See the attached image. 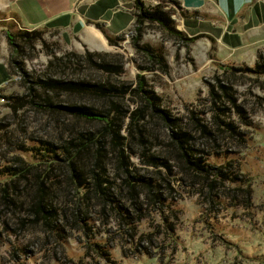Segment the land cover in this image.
<instances>
[{"label": "rangeland", "instance_id": "374dc122", "mask_svg": "<svg viewBox=\"0 0 264 264\" xmlns=\"http://www.w3.org/2000/svg\"><path fill=\"white\" fill-rule=\"evenodd\" d=\"M182 1L103 49L0 17V264H264V9Z\"/></svg>", "mask_w": 264, "mask_h": 264}, {"label": "crops", "instance_id": "0c3cea01", "mask_svg": "<svg viewBox=\"0 0 264 264\" xmlns=\"http://www.w3.org/2000/svg\"><path fill=\"white\" fill-rule=\"evenodd\" d=\"M192 1L182 2L191 4ZM253 3L257 6L254 10L264 9V0ZM0 17L11 19L21 27L69 28L79 43L86 46L83 38L92 37L103 49L107 41L102 31L115 37L131 24V0H0ZM250 37H253L252 43L264 40V27L252 31Z\"/></svg>", "mask_w": 264, "mask_h": 264}, {"label": "trees", "instance_id": "16d2710c", "mask_svg": "<svg viewBox=\"0 0 264 264\" xmlns=\"http://www.w3.org/2000/svg\"><path fill=\"white\" fill-rule=\"evenodd\" d=\"M131 1L133 3V7H135L138 10V14L134 15V13H133V17L134 16L135 17L144 16V17H148V18H152V19L158 20L160 22H164V21L167 20L166 17L164 18L162 16V12L158 11V7L159 6L155 5V6H152L151 8L146 6L144 8L141 0H131ZM94 25L96 27H99L98 24H96V23H94ZM102 33L104 34V37H105L106 41L109 44H112V43H114L115 40L119 39L118 36L110 37V36L106 35L104 33V31H102ZM4 37H5L6 44L8 45L9 49H11V47L13 46V44H12V34H10L9 32H5L4 33ZM83 114L86 115V116H89L92 119H98V117H100V114H94V113H91V112H88V111L87 112H83Z\"/></svg>", "mask_w": 264, "mask_h": 264}, {"label": "built area", "instance_id": "2783aa9c", "mask_svg": "<svg viewBox=\"0 0 264 264\" xmlns=\"http://www.w3.org/2000/svg\"><path fill=\"white\" fill-rule=\"evenodd\" d=\"M124 36H126V34Z\"/></svg>", "mask_w": 264, "mask_h": 264}]
</instances>
